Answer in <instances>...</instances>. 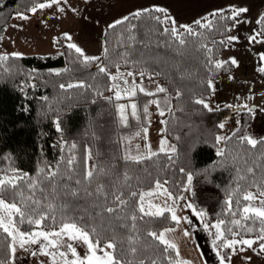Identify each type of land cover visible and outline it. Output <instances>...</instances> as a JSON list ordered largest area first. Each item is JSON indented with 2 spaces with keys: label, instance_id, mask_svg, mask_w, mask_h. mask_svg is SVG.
I'll list each match as a JSON object with an SVG mask.
<instances>
[{
  "label": "trees",
  "instance_id": "trees-1",
  "mask_svg": "<svg viewBox=\"0 0 264 264\" xmlns=\"http://www.w3.org/2000/svg\"><path fill=\"white\" fill-rule=\"evenodd\" d=\"M29 6V0H0V37L18 13L31 14L27 10ZM149 10L139 19L129 15L125 23L104 30L102 66H106L109 73L114 75L118 64L120 72H132L141 81H157L167 89L165 95L169 103L163 118L167 123L163 124V128L166 139L174 143L176 152L158 151L157 155L150 158L144 155L145 158L140 161L95 155L91 183L83 179L90 139L88 132V135H83L87 128V113L94 104L108 98L111 91V80L94 68L97 60L87 67L73 64L71 61L78 54L61 41L63 55L53 57L32 54L0 62V175L16 174L19 177L16 178V187H9L3 198L6 203L15 202L23 210L18 196L22 193L25 198L31 197L27 201L29 209L37 208L45 216H55L57 221L54 224L49 218L39 226L29 224L27 219L19 223L20 217L14 212L13 222L19 231H57L62 216L72 217L81 225L95 227L104 236L101 248L114 236L117 247L110 249V252L120 264L139 261L141 258L145 264H151V261L156 264H181L175 249L168 248L165 251L166 245L148 235L153 231L159 234L175 226L176 222L171 220V214L167 211L161 217L139 211V196L154 189L156 181L160 180L167 182L163 186L176 200L183 194L188 185L187 176L191 175V205L204 213L209 224L223 219L243 238L260 234L259 218L242 217L245 215L243 208L248 203L243 196L252 192L261 197L259 193L264 191V138L258 140L255 146L243 139L250 115L242 111L239 127L223 141V155L219 154L221 150L218 152L219 142L216 138L222 130L220 125L231 109L217 107L208 111L195 103L201 97L204 100L210 98L208 80L213 83L232 73L233 65L230 62L221 69L208 65L206 52V48H212L213 60H218L225 51L227 46L213 44V41L225 38L221 27L225 21L210 13L205 16L208 19L204 22H211L213 27L204 28L191 23L194 32L201 36L185 34L186 44L181 47L164 32V28H171L170 23L159 24L149 18L163 19L164 13L154 8ZM230 10L224 9V15H230ZM226 23L231 25L232 22ZM253 27L255 34L264 32V23L257 24L256 21ZM130 36L135 39H129ZM201 43L206 48H201ZM105 48L108 49L107 55L104 53ZM67 68L72 71L65 72ZM141 71L145 73L143 77L140 76ZM57 72L60 75H56ZM261 73L256 72L257 78H264ZM69 82H82L85 87H59L61 83ZM57 121L61 126L59 131ZM69 160H73L71 165L68 164ZM248 168H252L251 173L247 172ZM238 175L243 179L238 180ZM77 179L82 183L76 184ZM100 185L104 187L102 194L96 192ZM73 190L77 193L75 196L70 194ZM133 192L137 193L135 197L131 195ZM114 194L128 201V206L121 210L122 206L115 200ZM230 200L232 203L229 207ZM33 201H38L39 205ZM49 203L54 205L51 212L47 207ZM106 207L115 208L116 212L108 213ZM131 215L137 219L131 220ZM233 219H240L241 225H230ZM249 227L253 229L251 233L245 231ZM129 237H134L136 243L130 244ZM131 247L138 249L135 256L129 253ZM222 251L230 254V250ZM100 252L97 250V253ZM0 261L3 264H11L12 261L11 238L2 228Z\"/></svg>",
  "mask_w": 264,
  "mask_h": 264
},
{
  "label": "rangeland",
  "instance_id": "rangeland-1",
  "mask_svg": "<svg viewBox=\"0 0 264 264\" xmlns=\"http://www.w3.org/2000/svg\"><path fill=\"white\" fill-rule=\"evenodd\" d=\"M238 1L240 0H204V6L213 10H221L227 7V4L237 3ZM242 3L246 4L240 8H246L247 12L241 14L239 18L241 23L233 28L230 34L231 36H239L240 39L238 42L227 46L218 59L219 61H230V58L234 57L237 60V65H233L232 73L228 77L213 82L214 90L211 89V96L205 102L209 104L211 109L217 107H228L231 109L230 114L222 123L224 127L218 134V137H228L236 131L240 124V114L242 111H246L249 112L250 123L245 129L243 136L258 141L264 138V107L262 106L264 103V78H256L255 73L260 67L264 66V61L260 59L261 55L264 54V38L257 37L255 41L251 42L248 38L255 35L253 26L262 13L264 0H256L254 3L247 1ZM81 4V12L76 17V21L81 28L82 35L80 38L73 36L71 41L80 42V45L77 44L79 47H84L90 51L91 53L85 54L87 56H93L97 49H101L102 51L103 26L112 25L115 21L129 16L137 10L151 9V6H164L167 10L171 11L170 16L175 21L180 20L184 16L187 17L186 4H176L172 0H87ZM51 9L52 7L38 10L36 14L31 13L27 20L19 19L18 16L13 17L2 34L0 55H10L11 53L18 52L22 54L21 56L31 54L58 56L57 52L59 50L55 48L54 38L50 37L54 32L51 33L49 30H44L43 28L45 17L52 15ZM261 74L264 75V73ZM229 77H232V79H229ZM154 82L157 83V81ZM118 83L123 82L119 80ZM156 87H150L149 84L144 88L148 92H155ZM130 97H133L127 100L130 103L117 102L113 101L112 98H106L88 109L86 118L87 128L83 133V135H86L87 132L90 134L85 160L86 171L93 169L95 155L109 156L114 159L126 157V154H130L133 157L137 155L144 156L147 155L146 144L151 146L153 152H158L160 151V141L162 139L166 140L169 146H175L174 143L166 139L163 124L160 123L165 115H159L156 104H148L151 100L158 99L163 101L167 97L165 93H156L155 96L140 93L139 95L136 94ZM132 103L137 105L136 112L139 120L132 115L130 107ZM145 104H148L147 117L143 112ZM118 105H125V122L121 120ZM166 106L162 104L164 110ZM252 107L255 108L252 109ZM143 127L148 128L146 139L141 130ZM137 131H141V135L138 137L134 135ZM223 141H219L218 152L222 148ZM137 145H139V149H137ZM16 176V174L13 176L0 175V178L16 180ZM147 192H153L152 196H145L143 202L144 209L147 212H155V206L157 205L163 208L165 202L172 204V201L166 195L160 194L155 188L144 193ZM190 193L191 185L188 183L183 194L180 196L182 199H179V197L175 200V210L178 217H187L191 223L189 224L187 221L181 219L179 224L176 223L175 226L166 228L175 229V231L166 232L165 239L177 245L178 260L181 264H184V262H187V264H220L219 257L217 256L218 250L213 246V232L215 230L206 228L204 225L205 218L201 219L195 214L193 211L195 209L190 202ZM261 199L264 198L256 196L255 200L248 201L247 206L260 207ZM189 204L191 208L188 207ZM0 215H4V213L0 211ZM215 223L216 221L209 225ZM185 230L189 231L188 236H184ZM162 231H165V229ZM10 238L11 251L15 257H18L21 261H25L26 259L31 264H65L66 260H74L75 257L66 248L68 243H71L76 248L77 254L81 258L88 254L85 243L83 244L81 240H69L67 236L63 237V243L57 245V247L44 249L45 252L54 253L55 260L52 255L42 254L40 243L29 244L25 248H21L18 242H13L12 236ZM259 243L254 244L252 248L243 252L237 250L235 255H232L230 250L231 264H264V252L260 250ZM103 251L110 252V249L104 248ZM103 251L97 255L102 256ZM60 252H65L66 256L62 258Z\"/></svg>",
  "mask_w": 264,
  "mask_h": 264
},
{
  "label": "snow or ice",
  "instance_id": "snow-or-ice-1",
  "mask_svg": "<svg viewBox=\"0 0 264 264\" xmlns=\"http://www.w3.org/2000/svg\"><path fill=\"white\" fill-rule=\"evenodd\" d=\"M29 4H30V6L28 7L27 10L30 11L32 14H36L38 10H43L45 8H51L53 5L57 6L58 12L63 13L65 11V7L62 5H68V0H44V2H39V3L37 2V0H29ZM71 10L76 11L75 8H73ZM155 11L164 13V18L161 19V17H152V16H149V18L155 20L159 24H169L170 23L171 28L170 29L167 27L164 28V32L169 34L171 37H173L179 46H181V47L185 46V44H186L185 34H187V36H197V37L201 36L200 33L194 32L191 25H179V26H177L176 21L173 18H171L170 16H168L164 9H155ZM149 12H150L149 9H142V10H137L136 12L131 13L130 15L133 18L139 19L145 13H149ZM245 12H247L246 8H231L230 15H227V16L224 15L223 10H217L216 12L211 14L213 17H217L220 20L225 21V23L221 25V27H223L225 38L218 41V42L213 41L214 45L219 44L220 46H229V45H232L234 42L239 41V39H240L239 36H231V35H226V34L230 31H232L233 28H235L239 23H241L239 17L241 16L242 13H245ZM18 18L23 19V20L29 19V17L27 15H25L24 13H18ZM128 19H129V17H124L121 20L115 21L114 24L109 25V27L115 28L116 25L123 24ZM207 19L208 18L205 17V18H202L201 20L194 21V23L197 26H201L204 28L213 27L211 22H208V23L204 22V21H207ZM227 21H231L232 22L231 25L227 24L226 23ZM262 23H264V16L260 17L257 20V24H262ZM216 30L219 31V29H216ZM262 35H264V32H258L255 35L249 36L248 39L250 42L255 41L258 36H262ZM63 37L68 41H71V39H72V37L69 33H64ZM0 39H2V37H0ZM129 39L134 40L135 37L130 36ZM57 42H58L57 39H54V43H57ZM66 47L70 50H74L75 53L78 54L71 61L73 64H82L84 67H87L89 65V63L100 59V57H93V56L85 55L84 51L75 43H68L66 45ZM200 47L206 48V45L201 43ZM206 52H207V57H208V65L213 66L215 69H221L226 63H229V62L232 65H237V60L234 57L230 58V61L213 60V49L212 48H206ZM104 53H105V55H107V53H108L107 48L104 49ZM21 55L22 54L18 53V52L11 53L10 55H8V54L0 55V62H6L10 58L20 57ZM61 55H63V53H61ZM260 59H261V61H264V54L261 55ZM5 67H8V66L5 65ZM116 68H117V72L115 75L110 74L108 71V68L106 66H99L98 71H99V73H103V74L107 75L111 81L115 82V81L123 80L124 84L127 85L128 81L126 79H124L125 73H121L119 71V65L118 64L116 65ZM9 70H11V69L9 68ZM64 71L70 72V71H72V69L67 68V69H64ZM258 71L264 73V66L260 67L258 69ZM56 75H60V73L57 72ZM126 75L131 77V76H133V73L128 72ZM144 75H145V73L143 71H141L140 76L143 77ZM229 79H232V77H229ZM59 87L61 89L84 88L85 84L82 82L75 83V84L69 82L67 84L61 83L59 85ZM111 87H112V89H115V98L116 99L122 98L121 97L122 92L125 93L126 95L135 96L136 92H137V88H139V92L144 93L145 95H148V96H155L156 93H166L167 92L166 88L159 86V85H157L155 92H148L145 90V88L142 85H140V86L136 85L135 80H133L131 89H129L127 87L121 88L119 83H113ZM207 87L209 89L214 90V85H213L211 80H208ZM45 99H47V98H45ZM108 99H111V98L109 97ZM168 103H169V99L167 97H165V99L163 101L157 99V100H151L148 102V104H156V106L159 110L160 116L164 115V107H162V104L164 106H166ZM195 103L202 105L208 111L212 110L211 107L209 106V104L205 102L203 97H201L200 99H197L195 101ZM148 104H145L144 108H143V112H144L146 117L148 116ZM117 107L121 113L122 122H125L126 121V117L124 115L125 105H118ZM130 107L132 109V115L139 120V116L137 115V112H136L137 105L135 103H132L130 105ZM169 111H170V109H169ZM149 123H150V121H149ZM160 123L166 124L167 121L161 120ZM56 127H57V130L59 131L60 130V122L59 121L56 122ZM220 127L223 128L224 125L221 124ZM141 130L143 131L144 137L146 139L147 134H148V128L143 127ZM134 135L137 137L140 136L141 131L135 132ZM216 139L219 142L221 140H226L228 138L221 136V137H217ZM243 139L248 144L253 145V146H255V144L257 143V141L255 139H251L248 137H244ZM262 143H264V141H262ZM72 147L75 148V145H72ZM136 147H137V149H139V145H137ZM145 149L147 151V156L149 158L151 156L157 155L156 152H153L151 150V146L149 144L145 145ZM160 151L161 152L167 151V152L174 154L176 152V148H175V146H169L167 144V141L162 139L160 141ZM219 154L223 155V150H221V152ZM125 158L140 161V160L144 159L145 157L142 155H137V156L133 157L130 154H126ZM73 159H74V157H73ZM72 163H73V160L68 161L69 165H71ZM181 171H183V169H181ZM247 172L251 173L252 168H248ZM50 175L54 176L55 173H51ZM93 178H94V172L92 170L86 171V173L84 174V177H83V179L86 180L88 183H91ZM17 179H19V177ZM70 179H71V177H70ZM124 179H125V181H127V179H128L127 175H125ZM237 179L238 180L243 179V177L238 175ZM187 181L189 184H191V182H192V176L191 175L187 176ZM81 183H82V181L80 179L76 180V184L79 185ZM166 183H167L166 181L161 182L160 180H157L155 183V190L162 195H166L168 197V199L172 201V204H168L167 202H165V205L163 208H161L160 206L157 205V206H155L156 207L155 212L149 211L145 214L149 215V216L161 217L164 215V212L167 211V212L171 213V220L175 221L177 224H179L181 222V219L187 221L190 224L191 221L188 220L187 217L181 218V217H178L176 215L175 198H173L172 193L169 192V190L163 186ZM9 187L15 188L16 187V180L15 179H8V178H0V211H2L4 213V215H0V228H3L4 232H7L10 236H12L13 242L14 243L18 242L19 246L21 248H25V246L29 245V244L40 243L42 254L52 255L53 259L55 260V254L45 252L44 249H46L48 247H57V245L63 243V237L67 236L69 238V240H81V241H83L87 245L88 254L85 255L83 258H81L77 254L76 248L71 243H68L66 245V248L69 252H71L72 256H74L75 259L71 260V261L66 260L65 264H120V261L118 259H116L111 252L103 251V248H101V244L104 242L105 238L100 232H97L95 227L89 228L85 225H81V224H79V222L74 221L72 217L62 216L61 221H60L61 226H60L58 231L39 230V231L31 232V233L19 231L18 228H16V226L13 222V219H12L13 212H15L19 215V217H20L19 223H24L25 219H27L29 224H35V225L39 226L42 221H45L49 218L52 219L54 224L57 221H56L55 216H51V217L45 216L42 212H39L37 210V208L29 209L27 206V201L29 199H31V197L25 198L22 193H19L18 196L20 199V203L23 206V210L21 207H17V204L15 202H13L11 204L6 203L5 199L3 197L6 194V191ZM30 187H35V186L30 185ZM103 191H104L103 185L98 186L96 189L97 193L102 194ZM70 194L75 196L77 193L73 190V191H71ZM88 195H92V193H88ZM131 195L133 197H135L137 195V193L133 192V193H131ZM152 195H153V192H147V193H141L140 194V196H139V201H140L139 211H141V212L145 211L144 206H143L145 196H152ZM259 195L261 197H264V191H261L259 193ZM14 199H15V197H14ZM179 199H182V197H180ZM243 199L245 201H253L256 199V196H254L252 192H247L243 196ZM115 200L118 201L119 205L122 206L121 210H123V207L128 206L129 202L122 199L121 196H119V195H115ZM33 203L36 205H39L38 201H33ZM231 203H232L231 200L228 201L229 207L231 206ZM47 207H48L49 211L51 212V210L54 208V205L52 203H49ZM62 207H66V206H62ZM188 207L191 208V205L189 204ZM105 211L108 213H114V212H116V209L112 208V207H106ZM193 211L201 219L204 218V213L198 212L196 210H193ZM243 213L245 215L242 217V219L259 218V220H260V224H261L260 234L255 239L243 238L241 233L233 231V228L231 226H229V224H226L223 219H221L218 222H216L215 224H211V225H209L207 220H204V225L206 228H210V229L215 230L213 232V237H214L213 246L218 249L217 256L219 257L220 264H231V255H229L228 253H226L222 250H231V254L235 255L237 250L240 252H243L249 248H252L254 244H257L258 242H260L259 248L262 252H264V199L260 200V207H255L252 205L246 206L243 208ZM248 213H253L254 216L249 217L247 215ZM232 215H235V213H232ZM130 218L133 221H135L137 219V217L135 215H131ZM229 223H230V225H241V220L240 219H233ZM133 228L135 230V225H133ZM171 231H175V229H165V231H161L159 234H157L156 232L153 231V232H149L148 235L159 240L160 243L166 245V247L164 249L165 251H167L168 248H173V249L177 250V254H178L177 245L174 243H170L169 241H167L165 239V233L171 232ZM245 231L247 233H251L253 231V229L249 227V228H246ZM183 234H184V236H188L189 231L185 230ZM238 236H240L239 239L236 238ZM229 237H231V238H229ZM40 238H43V241H41ZM128 239H129L130 244L136 243V240L134 237H129ZM45 241L47 243H43ZM116 247H117V241H116L114 236L107 243H104V248L115 249ZM97 250L103 251V255L98 256ZM13 251H14V248H13ZM137 252H138V249L136 247H131L129 249V253L132 254L133 256H135L137 254ZM33 254H35V253H33ZM60 256L63 258L66 256V253L60 252ZM0 264H3V261H0ZM125 264H145V262L141 258L139 261H135V262L134 261H125ZM151 264H156V262L151 261ZM170 264H171V262H170ZM184 264H187V262H184Z\"/></svg>",
  "mask_w": 264,
  "mask_h": 264
},
{
  "label": "crops",
  "instance_id": "crops-1",
  "mask_svg": "<svg viewBox=\"0 0 264 264\" xmlns=\"http://www.w3.org/2000/svg\"><path fill=\"white\" fill-rule=\"evenodd\" d=\"M87 0H68V5H62L65 7V11L63 13L58 12L57 10V6L53 5L52 9L50 12H52V15L50 17H45V23H47V25H45L44 23V30H49L51 33L50 37H53L54 39H57V43H55V48L57 50H59L57 52V54L59 55L61 53V46H60V42L64 41V43H75L80 45V42L78 41H68L63 37L64 33H69L71 35V37L73 36H78L79 38L81 37L82 33H81V28L78 24V22L76 21V17L80 14L81 12V6L83 2H85ZM91 1V0H89ZM249 2V3H254L256 0H240L237 3L234 2L233 4H227V7L222 8L221 10L224 9H231V8H240L241 6H243L246 3H242V2ZM173 3L176 4H186L185 7H187L186 11H187V17L184 16L183 18H180V20L176 21V25H190L191 23H193L196 20H200L201 18L209 15L210 13L216 12L217 10L220 9H216L213 10L212 8H208L207 6H204V0H172ZM75 8L76 11H72L71 9ZM151 8L154 9H164L167 13L168 16H170L171 11L167 10V8H165L164 6L162 7H157V6H151ZM264 11V7L262 9L261 12ZM260 12V13H261ZM50 14V13H49ZM196 14V15H195ZM171 17V16H170ZM172 18V17H171ZM109 25H105V27L103 26L104 30L108 27ZM102 28V30H103ZM77 30V31H76ZM47 34V32H46ZM264 38V37H262ZM72 40V39H71ZM89 41V40H88ZM85 42V41H83ZM82 42V43H83ZM81 48V47H80ZM85 54H89L90 51H88L86 48H81ZM103 51V48H102ZM102 51L101 49H97V51H95L93 57H99L102 55ZM91 53V52H90ZM32 55V54H31ZM33 55H38V54H33ZM45 54H39V56H44ZM52 55V54H51ZM46 56V55H45ZM49 56V55H47ZM121 73H125L124 79H126L128 81V84L125 85L123 84V80H120L123 83H119L121 88H129L131 89L133 80H135L136 85H142L144 87L148 86L150 84V87L155 88L157 85H159V83H155L154 81H141V80H137L134 75L133 76H127L126 74L128 72H121ZM115 75V74H114ZM256 76V73H255ZM257 78V76H256ZM143 84H142V83ZM113 83H118V81H111V86ZM160 86V85H159ZM115 89H112L111 87V94H110V98H112L113 101H121L124 103H130L127 100H129L130 98L132 99L133 97H130L129 95H126L125 93L122 92L121 95V99H116L115 98ZM141 92H139V89L137 88V92L136 94L139 95ZM255 107H252V109ZM166 108L164 110V115L166 114ZM143 156V155H142ZM34 231H39V230H34ZM32 231V232H34ZM58 231V230H57ZM43 239V238H40ZM82 243L84 244V242L82 241ZM104 249V248H103ZM102 251L100 253H97L98 255L101 254ZM12 263L11 264H31L29 263L26 259L25 261H21L19 260L18 257H15L14 253L12 252Z\"/></svg>",
  "mask_w": 264,
  "mask_h": 264
},
{
  "label": "water",
  "instance_id": "water-1",
  "mask_svg": "<svg viewBox=\"0 0 264 264\" xmlns=\"http://www.w3.org/2000/svg\"><path fill=\"white\" fill-rule=\"evenodd\" d=\"M102 64H103V61H102V58H100V59L96 62V64L94 65V68H98L99 66H102Z\"/></svg>",
  "mask_w": 264,
  "mask_h": 264
}]
</instances>
